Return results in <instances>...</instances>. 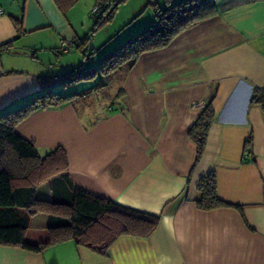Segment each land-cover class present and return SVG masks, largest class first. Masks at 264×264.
I'll use <instances>...</instances> for the list:
<instances>
[{
	"label": "crops",
	"instance_id": "0c3cea01",
	"mask_svg": "<svg viewBox=\"0 0 264 264\" xmlns=\"http://www.w3.org/2000/svg\"><path fill=\"white\" fill-rule=\"evenodd\" d=\"M154 1L167 7L183 0ZM73 5L63 10L54 0H0V44L14 40L23 49L18 60L30 68L0 70V111L16 110L47 90L61 93L53 83L76 66L66 60L65 68H48L60 60L61 40L81 52L68 16ZM139 13L124 24L131 36L153 21L144 24ZM121 75L110 106L78 110L71 99L31 113L15 130L40 156L62 146L66 180L159 215L156 229L148 237L120 236L107 256L73 240L38 253L0 245V264H264V0H217L214 14L165 47L142 52ZM100 83L69 94H89ZM209 98L215 118L195 163L188 129ZM211 171L218 197L242 206V213L197 207V183ZM51 180L37 186L38 197L52 199Z\"/></svg>",
	"mask_w": 264,
	"mask_h": 264
},
{
	"label": "trees",
	"instance_id": "16d2710c",
	"mask_svg": "<svg viewBox=\"0 0 264 264\" xmlns=\"http://www.w3.org/2000/svg\"><path fill=\"white\" fill-rule=\"evenodd\" d=\"M54 1L63 10L76 2ZM114 1L96 0L93 12L100 13L96 25L110 20L116 7L109 14L107 12ZM216 2L217 0H183L171 6L160 7L154 0H148L147 5L155 12L153 21L104 56L99 63L98 72L102 76L109 75L125 62L126 67H131L142 52L165 47L181 30L214 14ZM13 21L20 29L21 20ZM15 48L14 40L1 43L0 57L5 53L15 52ZM81 52L83 62L72 67L65 76L64 84L83 78L81 72L90 59L91 50L82 48ZM87 94L88 92L62 95L47 90L16 110L0 111V245L16 246L38 253L57 243L73 240L78 246L107 256L109 247L120 236L148 237L159 224V215L118 204L70 183L65 179L67 158L62 146L40 156L33 142L16 132V126L31 113L57 107L73 97ZM256 96L255 91L253 98ZM214 118L212 98H209L188 129V136L196 146L195 163L204 152L208 130ZM246 145H250V139H247ZM48 179H52L50 189L53 197L40 198L36 195L37 186ZM197 192L195 201L201 210L230 206L242 213V206L225 202L218 197L214 171L200 177ZM21 210H24L25 215L21 214ZM37 212L47 214L48 222L42 226L29 225L28 216Z\"/></svg>",
	"mask_w": 264,
	"mask_h": 264
},
{
	"label": "rangeland",
	"instance_id": "374dc122",
	"mask_svg": "<svg viewBox=\"0 0 264 264\" xmlns=\"http://www.w3.org/2000/svg\"><path fill=\"white\" fill-rule=\"evenodd\" d=\"M95 3L96 0H76L73 7H71V10L68 12V16L71 17L73 27L81 36L82 48H89L91 50V59L85 63V69L81 72L83 78L64 84L65 78L63 77V79L59 82L53 83L56 85L55 88H61L60 92L62 94H69L92 88L101 80L100 85L92 89V91L87 94L88 96H82L81 101H78L75 97H73L78 110H82L84 107L97 108L101 104L105 105L106 103L108 106L112 104L113 98L120 87L121 74L123 67L126 66V62L114 72L105 76H102L98 72L99 63L104 56H107L109 53L114 51L119 45L124 43L129 36H131L128 31L124 29V24L134 13L140 12V20H142V22L144 21V24H147L149 20L154 19L152 10L149 7H145L146 0H124L116 6L110 20L104 24L100 23L98 26L96 25V21H98L100 13L99 11L93 12ZM86 35H89V39ZM61 41L59 42V45L61 44ZM22 50V48L17 46L15 48V52L17 53L12 54L15 56L0 57V70L30 69L23 61H20L17 58L21 54L20 52H22ZM58 50V57L60 60L61 58L65 60L62 63L64 66H61V61L59 60L60 62L58 61V63H55L57 64L55 68H48L51 72L69 66L67 63H64L66 60H68L70 65L76 67L83 62L82 53L73 47L63 51L59 46ZM39 55L41 58L47 59V57H45L47 55L45 50L40 49ZM42 194L43 192H39L38 196H42ZM21 214L25 215L24 210H21ZM28 217L30 225L33 226H42L48 222V215L43 212H37L36 214L29 215Z\"/></svg>",
	"mask_w": 264,
	"mask_h": 264
},
{
	"label": "built area",
	"instance_id": "2783aa9c",
	"mask_svg": "<svg viewBox=\"0 0 264 264\" xmlns=\"http://www.w3.org/2000/svg\"><path fill=\"white\" fill-rule=\"evenodd\" d=\"M95 9H96V7H94L93 10H95ZM0 13H1V8H0ZM69 44H70L69 41L62 40L61 44H60V49L63 51H66L68 49Z\"/></svg>",
	"mask_w": 264,
	"mask_h": 264
},
{
	"label": "water",
	"instance_id": "95a60500",
	"mask_svg": "<svg viewBox=\"0 0 264 264\" xmlns=\"http://www.w3.org/2000/svg\"><path fill=\"white\" fill-rule=\"evenodd\" d=\"M122 1L123 0H115L114 3L112 4V6L109 8L107 14H109Z\"/></svg>",
	"mask_w": 264,
	"mask_h": 264
}]
</instances>
